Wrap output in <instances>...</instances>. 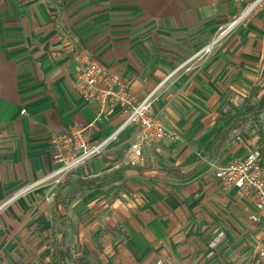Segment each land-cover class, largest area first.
Instances as JSON below:
<instances>
[{"label": "crops", "instance_id": "1", "mask_svg": "<svg viewBox=\"0 0 264 264\" xmlns=\"http://www.w3.org/2000/svg\"><path fill=\"white\" fill-rule=\"evenodd\" d=\"M249 2L0 0V264H49L55 241L79 264H253L263 224L211 164L256 150L254 123L201 155L217 119L264 89V8L222 33ZM81 49L137 97L154 92L153 113L179 138L143 145L132 163L127 125L53 188L52 132L79 124L97 143L126 118L116 105L89 127L98 107L75 90Z\"/></svg>", "mask_w": 264, "mask_h": 264}, {"label": "built area", "instance_id": "2", "mask_svg": "<svg viewBox=\"0 0 264 264\" xmlns=\"http://www.w3.org/2000/svg\"><path fill=\"white\" fill-rule=\"evenodd\" d=\"M259 8H264V0H250L239 15L227 23L222 33L246 24ZM213 43L212 41L204 46L194 56L210 53ZM76 61L75 90L85 101L94 103L98 107L89 127L94 126L102 118L107 119L116 105L121 106L126 118L118 129L97 143L88 141L86 128L79 124H73L65 131L52 132L50 144L53 160L57 166L45 180H51L53 188L72 170L100 154L109 141L115 139L118 132L127 125H134L137 129L138 141L127 153V160L132 163L140 159L143 145L179 138L177 134L165 128L161 117L153 113V103L156 99L154 92L137 97L130 91L121 75L108 73L91 58L86 49L78 52ZM211 165L215 168V176L224 185H233L240 193L252 199L254 213L250 218L262 223L264 227V166L260 162L258 151L253 150L247 156L234 159L223 166H215L213 163ZM222 236L223 232L218 231L209 245L215 246ZM253 250L255 253L253 264H264V235L254 241Z\"/></svg>", "mask_w": 264, "mask_h": 264}, {"label": "trees", "instance_id": "3", "mask_svg": "<svg viewBox=\"0 0 264 264\" xmlns=\"http://www.w3.org/2000/svg\"><path fill=\"white\" fill-rule=\"evenodd\" d=\"M249 120L255 125L257 138L254 145L259 153L260 162L264 166V89H251L241 105L227 109L217 119L215 128L201 155L203 157L207 156V158L215 155L227 140L229 134L233 130L242 129ZM102 180L103 178L98 177L79 180V182L87 187H97L102 184ZM63 246V241L54 242L49 264H65L66 261H70L71 264H79L84 260V255L71 257L70 250L67 247L62 249Z\"/></svg>", "mask_w": 264, "mask_h": 264}]
</instances>
